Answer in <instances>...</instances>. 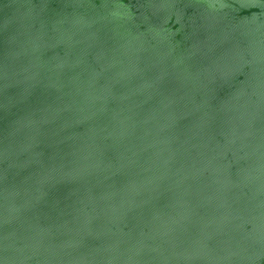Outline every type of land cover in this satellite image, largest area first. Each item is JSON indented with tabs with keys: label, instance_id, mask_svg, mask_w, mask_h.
I'll return each instance as SVG.
<instances>
[{
	"label": "water",
	"instance_id": "water-1",
	"mask_svg": "<svg viewBox=\"0 0 264 264\" xmlns=\"http://www.w3.org/2000/svg\"><path fill=\"white\" fill-rule=\"evenodd\" d=\"M0 264H264V0H0Z\"/></svg>",
	"mask_w": 264,
	"mask_h": 264
}]
</instances>
